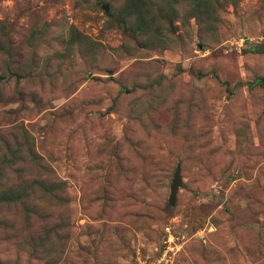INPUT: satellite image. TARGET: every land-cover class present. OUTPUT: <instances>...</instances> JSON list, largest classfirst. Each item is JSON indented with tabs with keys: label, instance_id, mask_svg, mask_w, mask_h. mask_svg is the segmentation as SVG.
<instances>
[{
	"label": "rangeland",
	"instance_id": "rangeland-1",
	"mask_svg": "<svg viewBox=\"0 0 264 264\" xmlns=\"http://www.w3.org/2000/svg\"><path fill=\"white\" fill-rule=\"evenodd\" d=\"M146 1L0 0V164L26 132L66 187L0 264H264V0Z\"/></svg>",
	"mask_w": 264,
	"mask_h": 264
},
{
	"label": "trees",
	"instance_id": "trees-1",
	"mask_svg": "<svg viewBox=\"0 0 264 264\" xmlns=\"http://www.w3.org/2000/svg\"><path fill=\"white\" fill-rule=\"evenodd\" d=\"M189 1L194 2L197 0ZM125 3L126 9L123 11L125 14L124 19L129 20L135 17L141 18V9H144L145 7L147 8L149 4L146 0H125ZM209 3L210 0H203L204 7H206ZM166 13H168V11L160 9V14ZM1 24L3 25V23L0 22V43L2 42V39H7L8 36L7 29L5 27L2 28ZM258 51L264 52V46L262 48H258ZM0 55H6V52L1 46ZM6 72H8V70H6ZM9 73L12 72H8V74ZM6 83H0V85ZM259 83L262 87H264L261 82ZM22 137V142H17V153H20V155L25 158L21 161L22 164L18 163L20 161L16 160L0 164V182L2 183V180H4L5 183H7L4 187L2 195L0 196V207L7 205L8 208L12 207L19 211V213L16 211L15 218L9 228L11 231V237L12 239L18 238L22 242H26L31 246H34V252L38 254L42 251L44 244L47 243L50 237L49 233L45 232L43 228H41V224L55 220V216L51 212H45L42 217L40 214L36 213V206L31 204L33 203L32 196L37 192L35 190L37 183L33 181L29 185V181L27 180L28 178L26 177L33 176L34 173L31 172V170L37 171L35 174L36 177L31 179H39L38 186L40 187L41 199L47 200L53 204L63 202L61 194L65 192L66 187L63 181L53 180L50 177L53 172H51L49 167L46 168V171L48 170L46 174L45 172L41 174V166L39 162L36 161L33 156V151L31 150L32 144L29 139L30 136L25 132ZM5 225L6 224L4 223L3 227Z\"/></svg>",
	"mask_w": 264,
	"mask_h": 264
},
{
	"label": "water",
	"instance_id": "water-1",
	"mask_svg": "<svg viewBox=\"0 0 264 264\" xmlns=\"http://www.w3.org/2000/svg\"><path fill=\"white\" fill-rule=\"evenodd\" d=\"M103 9L105 11H108V7L107 6H103ZM14 75L12 73H9L7 77H1L0 76V83H6L8 82ZM181 185V178H180V171L176 170L173 179H172V184H171V188H170V202L173 204L175 202V196L177 193L178 188Z\"/></svg>",
	"mask_w": 264,
	"mask_h": 264
}]
</instances>
